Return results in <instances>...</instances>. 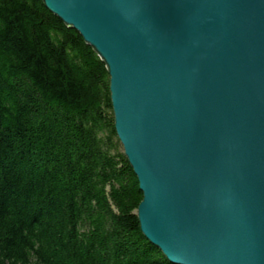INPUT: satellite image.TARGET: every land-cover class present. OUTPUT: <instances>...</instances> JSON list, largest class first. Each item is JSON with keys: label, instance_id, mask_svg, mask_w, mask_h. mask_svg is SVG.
<instances>
[{"label": "water", "instance_id": "water-1", "mask_svg": "<svg viewBox=\"0 0 264 264\" xmlns=\"http://www.w3.org/2000/svg\"><path fill=\"white\" fill-rule=\"evenodd\" d=\"M106 64L172 264H264V0H43Z\"/></svg>", "mask_w": 264, "mask_h": 264}, {"label": "trees", "instance_id": "trees-1", "mask_svg": "<svg viewBox=\"0 0 264 264\" xmlns=\"http://www.w3.org/2000/svg\"><path fill=\"white\" fill-rule=\"evenodd\" d=\"M143 197L106 64L43 0H0V264H172Z\"/></svg>", "mask_w": 264, "mask_h": 264}]
</instances>
